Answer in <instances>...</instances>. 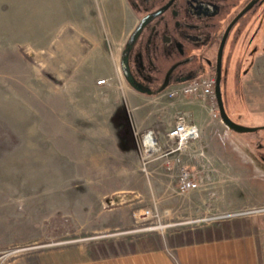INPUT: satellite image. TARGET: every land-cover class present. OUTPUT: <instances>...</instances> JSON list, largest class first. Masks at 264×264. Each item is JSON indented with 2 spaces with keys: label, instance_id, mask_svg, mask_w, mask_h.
I'll list each match as a JSON object with an SVG mask.
<instances>
[{
  "label": "rangeland",
  "instance_id": "1",
  "mask_svg": "<svg viewBox=\"0 0 264 264\" xmlns=\"http://www.w3.org/2000/svg\"><path fill=\"white\" fill-rule=\"evenodd\" d=\"M133 26L125 0H0V264L126 263L155 250L179 264L178 249L264 216L236 215L264 206V53L226 93L230 117L259 129L240 134L201 97L131 90L120 56ZM143 101L157 125L140 131L129 105ZM183 114L210 120L204 140L145 154L143 138L166 137ZM184 164L201 188L180 194Z\"/></svg>",
  "mask_w": 264,
  "mask_h": 264
},
{
  "label": "flooded vegetation",
  "instance_id": "2",
  "mask_svg": "<svg viewBox=\"0 0 264 264\" xmlns=\"http://www.w3.org/2000/svg\"><path fill=\"white\" fill-rule=\"evenodd\" d=\"M125 2L134 17L120 56L127 85L139 94L155 96L158 91L211 75L215 94L219 85L229 113L227 91L242 89V81L264 53V0ZM130 42L126 74L122 58Z\"/></svg>",
  "mask_w": 264,
  "mask_h": 264
},
{
  "label": "crops",
  "instance_id": "3",
  "mask_svg": "<svg viewBox=\"0 0 264 264\" xmlns=\"http://www.w3.org/2000/svg\"><path fill=\"white\" fill-rule=\"evenodd\" d=\"M147 105L148 101L129 105V109L140 131L147 125H154V127L157 125L156 120L149 122L146 118L151 114V111L146 108ZM197 111V109H194L195 113ZM195 120V124L201 129L202 139L204 140L210 130L208 129L210 120H199V115ZM213 120L216 121V119ZM220 122H222L221 119ZM223 126L227 128L224 124ZM205 133L206 136H204ZM157 134H155V138L160 145L166 142V144L169 143L168 136L163 137L160 132ZM225 206L227 209H232L233 207L229 203H226ZM177 257L180 260L179 264H264V216L227 223L225 236L199 240L198 245L187 247L186 249H178ZM126 260V263L121 258L117 259L115 263L106 264H177L173 263L163 250L158 252L157 250L151 251L147 255L142 256H131Z\"/></svg>",
  "mask_w": 264,
  "mask_h": 264
},
{
  "label": "built area",
  "instance_id": "4",
  "mask_svg": "<svg viewBox=\"0 0 264 264\" xmlns=\"http://www.w3.org/2000/svg\"><path fill=\"white\" fill-rule=\"evenodd\" d=\"M108 79H103L98 82L100 86L108 85ZM215 78L210 76H201L187 83L176 85L162 93V97L175 99L180 97H201L209 102L212 107L215 118H220L218 109L217 97L215 94ZM169 143L175 145L170 150L172 153H183L189 146L201 138V129L193 122L189 121L187 116L180 115L178 122L168 131ZM144 153L147 155L153 154L158 146V140L152 136V133L147 134L143 138ZM171 166V165H170ZM195 174L184 165L180 168L178 178V191L180 194H186L201 188L200 181L197 182L194 178ZM256 215L264 214V206L250 209L236 215Z\"/></svg>",
  "mask_w": 264,
  "mask_h": 264
},
{
  "label": "water",
  "instance_id": "5",
  "mask_svg": "<svg viewBox=\"0 0 264 264\" xmlns=\"http://www.w3.org/2000/svg\"><path fill=\"white\" fill-rule=\"evenodd\" d=\"M131 43L132 42L129 43L127 49L124 51L123 58H122L123 70L126 74H127V67H128L127 66V52L130 49ZM162 92H163L162 90L158 91L156 93V95H159ZM216 97H217V101H218V109H219L221 121L228 129L233 130V131L240 133V134L251 133V132L256 131V129H254V128H249V127L243 126V125L235 122L230 117V115L227 112V109L224 105V102L222 99V93H221L219 85L217 87Z\"/></svg>",
  "mask_w": 264,
  "mask_h": 264
}]
</instances>
